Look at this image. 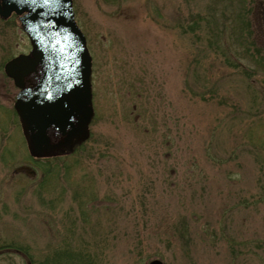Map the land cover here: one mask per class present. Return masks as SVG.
Returning <instances> with one entry per match:
<instances>
[{
  "label": "rangeland",
  "instance_id": "rangeland-1",
  "mask_svg": "<svg viewBox=\"0 0 264 264\" xmlns=\"http://www.w3.org/2000/svg\"><path fill=\"white\" fill-rule=\"evenodd\" d=\"M73 10L92 58L90 134L28 159L27 177L7 170L27 155L7 128L0 264H264V0ZM29 49L16 16L0 18V92L3 64Z\"/></svg>",
  "mask_w": 264,
  "mask_h": 264
},
{
  "label": "water",
  "instance_id": "water-1",
  "mask_svg": "<svg viewBox=\"0 0 264 264\" xmlns=\"http://www.w3.org/2000/svg\"><path fill=\"white\" fill-rule=\"evenodd\" d=\"M72 3L0 0V17L16 14L30 43L27 53L4 64V72L19 89L14 108L33 157L70 154L90 134L91 55ZM148 264L164 262L153 258Z\"/></svg>",
  "mask_w": 264,
  "mask_h": 264
},
{
  "label": "flooded vegetation",
  "instance_id": "flooded-vegetation-1",
  "mask_svg": "<svg viewBox=\"0 0 264 264\" xmlns=\"http://www.w3.org/2000/svg\"><path fill=\"white\" fill-rule=\"evenodd\" d=\"M4 64H3V68H2L3 75L5 77H7L9 80L8 81H2V86H3L2 90L3 91L1 90V92H0V93H2V94H0L1 103H2V105H0V108L3 109V112L0 113V139L4 138V136L7 133L8 127H9V129L13 128L14 133L21 137V139L23 140L22 142H24L23 147L26 149L27 155L23 160H21V159L18 161L17 160L13 161V159L6 160L7 161L6 167H7V170L9 171V173H12L10 175H17V174L23 175V174H25V176L28 177V175H34L35 174V170L30 169L28 166V159H30L33 162H38V164H40L39 161H43V159L50 158V157H32L28 153V150H27V147L25 144V140H24V137L22 134L20 122L18 120V116H17L16 111L14 109V101H15V97H16V93H17L18 89L14 85V82L12 81V79L10 77H8L6 75V73L4 72ZM4 83L8 84V86H5ZM1 151H2V149H1ZM22 180H23V178H20V181H22ZM8 251H9V249L2 248V249H0V254L3 252H8Z\"/></svg>",
  "mask_w": 264,
  "mask_h": 264
},
{
  "label": "trees",
  "instance_id": "trees-1",
  "mask_svg": "<svg viewBox=\"0 0 264 264\" xmlns=\"http://www.w3.org/2000/svg\"><path fill=\"white\" fill-rule=\"evenodd\" d=\"M238 16L241 18V19H239V21H240V23H241V27H243V25H245V24H244V20L242 19V17H241L240 15H238ZM79 148H80V147H79ZM71 258L73 259L74 256H73V257L71 256V257H70V260H72ZM75 258H77V257H75ZM75 258H74V259H75ZM77 260H79V257L77 258ZM33 264H37V263H33ZM39 264H45V263H39Z\"/></svg>",
  "mask_w": 264,
  "mask_h": 264
},
{
  "label": "snow or ice",
  "instance_id": "snow-or-ice-1",
  "mask_svg": "<svg viewBox=\"0 0 264 264\" xmlns=\"http://www.w3.org/2000/svg\"><path fill=\"white\" fill-rule=\"evenodd\" d=\"M41 2L44 4V5H47L51 2V0H41ZM43 15V13H41Z\"/></svg>",
  "mask_w": 264,
  "mask_h": 264
}]
</instances>
